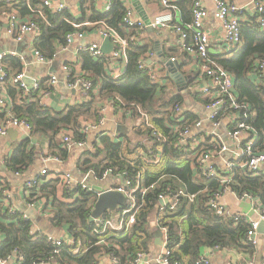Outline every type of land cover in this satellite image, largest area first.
<instances>
[{
	"label": "trees",
	"instance_id": "1",
	"mask_svg": "<svg viewBox=\"0 0 264 264\" xmlns=\"http://www.w3.org/2000/svg\"><path fill=\"white\" fill-rule=\"evenodd\" d=\"M193 1L171 2L173 13L179 14V21L183 26L191 22ZM78 3L80 14L76 16L68 7L53 11L43 5V0H16L12 4L1 0L0 24L4 22L5 13L12 9L17 11L21 20L34 22L39 32L34 36L32 44L47 58H53L60 47L69 44V35L75 37V33L91 31L92 26L99 27L100 22L127 39L138 35L137 28H128L122 24L125 7L121 0H112L106 12L97 10L93 0H78ZM256 18L257 15L254 14L252 18L240 22L242 44L238 51L210 54L209 58L232 75L238 101L248 107L247 117L240 118L239 121L254 129L256 140L253 148L254 151L261 152L264 151V86L256 84L247 75L255 60L264 59V27L261 28L257 24ZM148 50L150 49L146 45L137 40L129 43L124 72L117 77L108 74L105 69L109 56L103 55L95 59L88 51H80L82 69L92 73V76H86L91 80L93 87L98 84L100 99L111 100L114 105L123 109L124 113L130 112L133 136L136 139L125 137L120 141L105 133L101 134V147H95L93 153L87 151L85 154L90 153L91 158L86 157L78 163V169L84 172L92 169L99 173L104 168H112L113 173L127 171L128 177L131 178L140 172L145 185L148 187L153 184V188L144 194L136 192L138 209L135 222L129 229L106 231L95 229L93 223L89 222V215L97 197L95 193L79 187L62 193L59 191L60 180L52 175L48 180L38 181L36 185L25 190L28 191V199L44 197L50 206L51 215L45 216L48 223L45 229L65 228L68 236L74 241L72 244L63 243L61 249L53 255L52 262L55 264H101L104 259H108L111 264H114L113 260H116L115 264H133L136 253L150 250L152 214H155L157 227H168L167 237L171 241L168 245L171 250L170 259L178 264H195L204 248L216 245L249 255L254 251L253 245L243 243L249 229L247 222L217 215L205 205L208 194L219 190V184L214 180L205 182L201 176L195 175L188 154L173 146L174 120L170 107L175 102H180L181 97H163L162 85L151 83L146 72L138 67V59ZM7 62L18 67L17 72L21 71L19 61L15 58L9 57ZM91 101L89 105H71L64 114L55 116L36 105L27 107L23 114H20L21 109L15 106L14 112L18 117L35 124L34 132H39L47 138L49 153L62 162L67 159L69 149L56 137L61 130L69 129L74 140H84L85 134L79 131L78 119L81 116L97 119L96 109H92ZM142 113L148 116L149 123L166 138L164 143H154V146L162 148L161 158L157 163L147 162L140 155V152L145 153L140 138L153 139L152 128L145 120L139 124L135 123ZM185 118L190 122L195 120V117L188 113ZM34 148L28 138L14 145L12 153L4 163L9 178L15 173L24 174L31 168L36 157ZM92 156L99 157L93 160ZM5 186H9L8 179ZM231 187L238 195L246 192L259 197L264 203V174L252 176L241 170L235 171ZM204 189L207 193L199 194ZM179 190L197 193V197L194 202L188 203L187 198L181 196L173 211L160 212L158 195ZM34 225L28 218L9 214L0 202V258L4 259L16 252L22 257L19 264L46 261L51 256L52 249L43 232L31 233Z\"/></svg>",
	"mask_w": 264,
	"mask_h": 264
},
{
	"label": "built area",
	"instance_id": "2",
	"mask_svg": "<svg viewBox=\"0 0 264 264\" xmlns=\"http://www.w3.org/2000/svg\"><path fill=\"white\" fill-rule=\"evenodd\" d=\"M1 1V0H0ZM96 1V0H93ZM171 0H161L162 9L158 11L151 20V26L153 28H167L174 31L177 36V44L189 55L196 58L198 61V69L200 75L206 79V83L200 87L199 93L205 99L204 107L209 112V119L213 127L219 124L222 116H228L230 118L229 128L227 129V136L234 142V149L231 156L228 159L223 158L224 152L228 150V147L220 140L209 132L211 138L202 131V121L199 119L192 120L191 122L186 119V111L184 106L180 102H175L171 107V117L174 120L172 126V132L174 138L172 140L173 146L188 154L191 158V168L194 172L205 178L206 180H214L219 184V190H216L212 194H208V198L205 205L211 209L214 213L220 216H224L235 221L244 220L248 223L249 229L243 239L244 244L254 245L256 243L257 229L260 222L264 221V204L256 207L255 211L258 218H245L238 211L231 210L228 206L221 202V195L224 191H232V183L235 171L241 170V172L248 173L252 176L264 174V151H254L255 144V132L254 129L244 122L239 121L240 118L247 117V105H241L238 101L237 94L234 90V80L232 75L220 65L213 62L210 58L209 46L211 43V35L206 28V19L209 15L208 9L204 7L201 0H194L191 14L192 19L190 23L184 26L176 20L173 13L174 7L171 5ZM213 10L212 16L219 23L220 33L216 36L215 40L220 44V47L224 49L222 53H230L238 51L241 47V33L240 22L246 21L249 18H243L241 16V8L238 4L229 0H212ZM112 0H103L101 4L102 11L106 12L111 6ZM249 8L253 10V13L257 15L256 22L263 28L264 27V0H250ZM43 5L50 8L53 11H60L66 8L64 2H57V0H43ZM40 13V12H39ZM5 18L8 21L7 32L13 37L14 40L20 41L25 34H32V41L34 36L38 34V26L30 20H21L19 14L15 9L5 13ZM88 24V23H86ZM122 24L128 28L142 29L146 27L144 20L136 16L132 7H126L122 16ZM75 26H79L75 24ZM97 28L98 34L102 39L108 37L112 44L113 50L109 54L111 60L124 59L126 61V49L129 43L136 42L137 38L131 36L128 39L122 37L117 31L107 27L103 22H100ZM83 33H75L74 36L82 37ZM73 40V35L68 36V42ZM33 46V44H32ZM66 47V46H65ZM221 49V50H222ZM80 50L88 51L92 57L101 58L104 53L101 50L99 43H89L87 46L82 47ZM33 58L38 63L49 64L54 61L53 58H47L39 53L33 46L32 49ZM151 52H148L141 56L137 65L140 69L144 70L151 83L157 84L161 82L163 72L159 67L153 66L150 63ZM174 60V58H171ZM63 70L66 71V86L71 89H77L84 94L85 97L91 96L93 92V84L84 73H71V69L64 64ZM120 74L114 75L115 77ZM248 77L256 84L264 86V59H257L254 61L251 70L248 72ZM6 71V65L4 63V57L0 54V112L7 111L2 120H0V137H4L9 128L21 129L28 137L33 132V126L26 119L18 117L13 111L8 110L7 107V84H12L20 89L23 93L27 94L30 91H37L40 88L41 80H35L31 86L25 81L24 71H19L8 78ZM50 83L55 85L57 77L54 74L49 76ZM113 108L117 112L130 116V112L124 113V110L114 105L111 100H103L97 113V119L88 120L82 119L79 121V131L82 134H88L91 131L98 130L107 121V114L109 109ZM241 115V116H240ZM145 120V123L152 128L153 139L149 137L140 138L145 147V153L140 152L143 159L150 163H157L161 158L162 148L161 146H154L155 141L157 143L166 142L164 135L154 128L148 121V116L142 113L141 116L136 118L135 123L139 124ZM197 129V133H192V130ZM243 132L248 134L247 139L242 138ZM108 136L114 138L115 133H106ZM208 139V140H207ZM62 145L70 149L74 146L84 147L85 141H76L72 137V132L69 129L62 131L61 137ZM214 157H219L224 160L221 166H218ZM60 162V160L53 155H45L43 162L49 161ZM5 166V165H3ZM14 175H21L15 173ZM57 177L60 180L59 191L68 193V190L73 188H81L83 190H89L97 195L100 191L92 189L90 181H105L109 177H115L118 179L113 185H107L103 187L102 191H117L124 195L125 203L118 206L114 210H107L102 215L94 218L92 223L97 230H120L129 229L135 222V214L138 209L137 200L135 198L136 192L144 194L148 189L153 188V184L146 186L144 178L140 172L135 176L128 177L127 171L122 173H113L112 168H104L96 173L94 170L89 169L83 171L80 179H77L69 171H61L59 169L48 170L46 167L41 169L39 174L27 178L23 181V191L30 189L39 182L48 180L49 176ZM8 179L6 172L0 170V193L3 199V205L9 214H18L23 218H28L23 209H18L13 206L12 203V191L9 187L5 186V181ZM42 179V180H41ZM28 194V191H25ZM201 193H207L204 189ZM236 193V192H234ZM238 195V194H237ZM181 196L186 197L188 203L194 202L197 197V193H187L179 190L174 193L162 192L158 195V210L161 211H173ZM241 196L251 200V205L255 207V200H252L249 193H243ZM41 199L32 198L27 201L28 207H36L37 202ZM49 208V206H48ZM47 210V207L45 208ZM167 211V212H168ZM91 215V214H90ZM89 215V216H90ZM163 233L162 244L160 251L157 255H152L150 250L148 252H138L133 258V264H178L176 261L170 259L171 250L168 245L171 241L167 237L168 227H159ZM35 231H41L46 236V240L51 246L52 254L46 261H39L35 264H50L53 261V255L57 253L63 243L72 244L74 241L71 237H57L50 231L40 228L36 224L31 228V233ZM264 235V230H263ZM219 250H225L220 246H212L205 248L200 256L196 259L195 264H212V256ZM264 258V254H263ZM22 257L18 256L16 252H13L11 256L4 259L0 258V264H7L9 261L19 264ZM114 264L117 263L113 260ZM264 264V259L261 262ZM229 264V263H226ZM247 264H254L251 260L247 261Z\"/></svg>",
	"mask_w": 264,
	"mask_h": 264
},
{
	"label": "crops",
	"instance_id": "3",
	"mask_svg": "<svg viewBox=\"0 0 264 264\" xmlns=\"http://www.w3.org/2000/svg\"><path fill=\"white\" fill-rule=\"evenodd\" d=\"M4 1L12 4L16 0ZM121 1L125 8L132 7L136 16L144 21L146 20V17L152 20L154 15L162 9L160 0H139L142 6L139 10L136 8V3L138 2V0ZM171 1L176 2L178 0ZM229 1L242 6L241 16L243 18L250 19L254 16L252 8L250 9L248 6L251 5L250 0ZM57 2H64L65 6L70 8L74 15L78 16L80 14L78 9V0H57ZM201 2L209 11V15L206 19V28L211 35V43L209 46L210 54H219L221 53L220 51L223 47L221 48L220 44L215 40L216 36H218L220 33V26L212 16L213 2L212 0H201ZM102 3L103 0L94 1L95 8L99 11H102ZM175 15L176 20L179 21V14L175 13ZM97 28L98 27L92 26V30L83 33L82 37H73V40L66 47H60L57 50L54 61L49 64H42L38 63L33 58L32 34H25L20 41L14 40L13 37L7 32L8 21L5 18L4 22L0 24V54H2L4 57V63L6 65L8 78L15 74L18 68L13 64L11 65L10 62H7V58L12 57L19 61L20 69L25 73V81L33 82L35 80H41L40 89L38 91H30L27 94L23 93L16 86L8 84L7 81V84L5 85L7 86V109L14 112L16 106L21 109L20 114H23L26 112L27 107L36 105L37 107H41V109L48 110L52 116H55L57 114H64L67 111V108L71 105L83 103L89 105V102L92 100V109H96V113H98L100 105L103 101L99 97L98 84L93 87V92H91L92 97L89 96L87 98L79 90L71 89L66 86L65 79L67 77V73L62 68V66L66 64L69 69H71V73L73 74L74 72H81L84 73V75L92 76V73L89 74L87 71L82 69V62L80 59V51L82 50L80 49L92 42L99 43L101 45L102 37L98 34ZM137 33V42L139 41L141 44L146 45L148 49H150L147 51V53H152L150 63L153 66L159 67V69H161V71L163 72V77L160 82L163 87L161 91V93L163 94L162 96L171 97L174 95H180V103H182V105L184 106L186 113L194 116L195 119H199L202 121V131L207 135L208 138H211V135L209 134V132H211L217 140H220L228 147V150L223 154V158H230L232 150L234 149V142L227 136V129L229 128V123H231L230 118L228 116H222L220 118L219 124L216 127L212 126V123L209 119V112L204 107L205 99L199 93L198 89V87L206 83V79L202 75H200L198 69V61L196 60V58L181 49L179 44H177L178 36L171 29H148L147 27H145L142 29H138ZM104 55L109 56V54L105 53ZM171 58H174V60H171ZM168 60L174 61V65L171 70H169L166 65V61ZM125 66L126 61L124 59L120 58L117 60H111L109 58L108 64L105 66V69L108 74L114 76L116 74H122L124 72ZM51 74H54L57 77V82L55 85H52L50 83L49 76ZM6 114V110L0 112V115H2V117L0 116V120H2V118H4ZM85 118L88 120H94V117L88 116H81L78 120L80 121ZM34 125L32 124L33 132L30 137L22 132L21 129L16 128H9L11 130V133L9 130V132H7L4 137H0V170L6 172V168L5 166L3 167V165L6 158L12 153L14 145L18 141L28 138L30 144L35 147L34 151L36 153V157L33 165L24 174H21L19 176L10 175V178L8 177V187L12 191L13 206L18 209H23L24 213H26V216L29 217V219L34 224H36L40 228L45 229V227H48L45 216L51 215V212H49L50 206L46 203L45 198L41 197V201L37 202L36 207H28L27 201L29 199L27 198L28 194L25 193V191H23L22 189L23 181L27 178H32L38 175L40 170L45 167L51 171H53V169L69 171L74 177L80 179L83 171H80L78 169V163H81V161L86 157H90V153L85 154L87 151L90 150L92 151L91 153H93L95 147H101V144L99 143V136L101 134L113 132L116 134V137L114 138L120 141L124 140L125 137H129L135 140L136 137L133 136V121L130 119V117L111 108L109 109L107 114V121L100 127V130L91 131L88 134H85L84 147L74 146L73 148H70L67 159L62 162L51 160L47 163H44L43 158L45 157V155L50 154L49 144L46 137L41 135L39 132H34ZM62 131L63 130H61L56 137L60 140V142ZM197 132V129L192 130L193 134ZM241 137L247 139L248 134L246 132H243ZM97 157L99 156H92V159H97ZM213 160L217 162L216 164L218 166H221L224 162V160L219 157H214ZM195 175L197 174L195 173ZM116 181H118V179H116L115 177H109L105 181H95L92 179L90 183L92 186L97 185L101 188H105L107 187V185H113ZM203 181L206 182V179ZM250 196L252 200H255V207L251 205L250 199L245 198L241 195H237V193L229 190L223 192L220 200L231 210L241 213L243 217L256 219V217L258 218V216L255 209L256 207L264 203L259 197L253 196L252 194H250ZM0 202L3 204L1 193ZM46 207L47 210L45 209ZM153 216L154 217L150 219L151 238L149 241V249L152 255H157L161 248L163 233L160 242V240H158V237L154 235V233L160 228L157 227L155 214H153ZM45 230L50 231L57 237H65V235H67L65 228H50V230ZM253 246L254 251L251 255L236 251L234 249L219 250L212 256V264H247L248 260H251L254 264H262L261 262L264 259L263 233H257L256 243ZM103 263L111 264L108 259H104L101 264ZM7 264L15 263L9 261ZM50 264H55V262H51Z\"/></svg>",
	"mask_w": 264,
	"mask_h": 264
},
{
	"label": "water",
	"instance_id": "4",
	"mask_svg": "<svg viewBox=\"0 0 264 264\" xmlns=\"http://www.w3.org/2000/svg\"><path fill=\"white\" fill-rule=\"evenodd\" d=\"M141 7H142L141 3L138 0V2L136 3V8L139 10V9H141ZM144 22H145L146 27L148 29H153V27L151 26V20L150 19H148L146 17V20ZM113 48H114L113 44L108 37L102 39L101 50L103 53L110 54L111 51L113 50ZM173 62L174 61H171V60L166 61V65H167L169 70H171L173 68V65H174ZM26 82L29 84V86H31V84H32L31 81H26ZM9 130L10 129H8V132H9ZM10 133H11V130H10ZM92 189L100 191V194L97 195V197H96V201L93 205L91 215L89 216V222H92V220L94 218L102 215L107 210H114L118 206L123 205L125 203V197L120 192L113 191V190L112 191H102V188L97 186V185H93ZM263 230H264V221L260 222L258 229H257V232L263 233ZM154 235L156 237H158V240H160V242H161L162 232L160 231V229H158L154 233ZM67 236H68V234L65 235V237H67Z\"/></svg>",
	"mask_w": 264,
	"mask_h": 264
},
{
	"label": "rangeland",
	"instance_id": "5",
	"mask_svg": "<svg viewBox=\"0 0 264 264\" xmlns=\"http://www.w3.org/2000/svg\"><path fill=\"white\" fill-rule=\"evenodd\" d=\"M220 52H221V53L224 52V49H222ZM153 217H154V216H153V214H152V215L150 216V219L153 218Z\"/></svg>",
	"mask_w": 264,
	"mask_h": 264
}]
</instances>
